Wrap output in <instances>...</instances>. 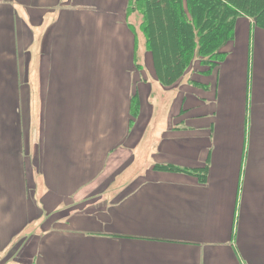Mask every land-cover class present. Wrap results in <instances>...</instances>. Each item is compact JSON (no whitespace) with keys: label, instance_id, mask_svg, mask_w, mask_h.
<instances>
[{"label":"crops","instance_id":"0c3cea01","mask_svg":"<svg viewBox=\"0 0 264 264\" xmlns=\"http://www.w3.org/2000/svg\"><path fill=\"white\" fill-rule=\"evenodd\" d=\"M129 1L0 0V97L19 106L0 104V264H264V28L240 17L223 62L164 87ZM92 107V139L75 140ZM156 165L209 166L208 180Z\"/></svg>","mask_w":264,"mask_h":264},{"label":"trees","instance_id":"16d2710c","mask_svg":"<svg viewBox=\"0 0 264 264\" xmlns=\"http://www.w3.org/2000/svg\"><path fill=\"white\" fill-rule=\"evenodd\" d=\"M127 15L141 22L140 26L129 23L134 30L140 27L145 35L158 80L164 87H172L192 64L212 70L225 60L223 50L234 40L240 17L257 19L258 26L264 28V0H130ZM139 109V99L134 96V118ZM155 169L191 174L202 183L209 174V166L199 171L174 165H156Z\"/></svg>","mask_w":264,"mask_h":264},{"label":"rangeland","instance_id":"374dc122","mask_svg":"<svg viewBox=\"0 0 264 264\" xmlns=\"http://www.w3.org/2000/svg\"><path fill=\"white\" fill-rule=\"evenodd\" d=\"M127 3H128V0H118L115 8L117 10H122L123 8H125V6H127ZM117 19H119V18H117ZM131 21L132 20L128 21V23L131 22ZM133 22H134V20H133ZM116 23L117 22H113L111 24H115L116 25ZM134 23L135 24L138 23V25H139V20L137 21V19H136V22H134ZM88 32H90V34H91V30L88 29ZM106 32L109 34V36L112 35V33H113V31L111 29H109V28L106 30ZM138 37H139L138 44H139V41H140V45H142L143 42H144L143 33L139 31ZM132 40H133V33H132ZM41 46H43V42L40 44V41L37 40L35 42V45L30 47V50L31 51H35V50L39 51L41 49ZM92 46H94L93 42H90L89 43V47H92ZM13 48H15V47H13ZM31 54H33V53H31ZM15 55H16V61H19L21 59L22 53L15 52ZM11 57H12V54H10V52H6L5 50L0 52V58H4V62H3L4 80H3V82H2V84L0 86V92H2V93L6 92V90H8L9 87H10V77H9L10 66L7 64L6 58L10 59ZM35 57H36V55L34 56V61L37 64V61H36ZM72 57H74V56L72 55ZM139 58L142 59L141 53H140V57ZM35 62H33V63H35ZM34 66H35V64H34ZM137 71H142V70H137ZM36 80H38V79H36ZM69 85H75L77 87V89H78V86L76 84L71 83ZM63 94L64 93L60 92V98L63 97ZM154 94H155V92H154ZM4 95H5V93H4ZM34 99H35V97H34ZM34 99L32 100L31 104L33 106V118H35L36 123L34 124V128H33V131H32L31 137H30V148L33 151H34L35 145L39 142V135H40L41 131L44 130V128L46 126V122H47L46 121V108H45L44 103H43L44 98L42 96H38L37 99H35V100ZM0 104H2L3 108H6L8 110H11V109L15 110V109L19 108L18 104L16 103V99H13V98L12 99L8 98L6 100V98L2 99L0 97ZM75 104L78 105V102L73 101V100H69V102H65L62 105V106L66 107L65 109L62 110L63 115H61L58 118L60 122L55 120V122H53V125H60V126H63V127L72 126L74 124L75 120H76L75 115H74V110L71 111V116L70 117L66 116L64 112H67L68 105H70V106L72 105V108H73V105H74V108H75ZM96 110H97L96 107H92V108H90L88 110H86V109L82 110V111L86 112V114H84L83 116L77 118V125H78L79 128H82V131H79L81 133H77V132H74V131H71V130L70 131L67 130V131L70 132V134H72V135L75 134V140H77L79 136H82L81 139H82L83 142L92 139L91 138V133L96 130L95 129V123H96L95 111ZM88 115L91 116V119H90L91 126H90L89 129L84 127L83 124H82L83 121H84V118H85V120H87V116ZM100 122L102 123V125H104L106 121H105L104 118H102L100 120ZM65 130H66V127H65ZM17 146H18V153L19 154L21 153V150H24L23 153L25 154L30 149V148L27 147L25 141H22L21 143H18ZM25 150H27V151H25ZM28 158H30V157H28ZM31 159H33V158H30V160Z\"/></svg>","mask_w":264,"mask_h":264}]
</instances>
